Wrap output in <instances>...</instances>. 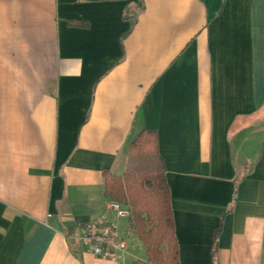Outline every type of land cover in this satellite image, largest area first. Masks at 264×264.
I'll list each match as a JSON object with an SVG mask.
<instances>
[{"label": "crops", "instance_id": "0c3cea01", "mask_svg": "<svg viewBox=\"0 0 264 264\" xmlns=\"http://www.w3.org/2000/svg\"><path fill=\"white\" fill-rule=\"evenodd\" d=\"M137 1L0 0V264H130L136 236L116 260L72 237L144 129L179 264L219 229L218 264H264V0Z\"/></svg>", "mask_w": 264, "mask_h": 264}, {"label": "trees", "instance_id": "16d2710c", "mask_svg": "<svg viewBox=\"0 0 264 264\" xmlns=\"http://www.w3.org/2000/svg\"><path fill=\"white\" fill-rule=\"evenodd\" d=\"M138 11L142 10V0L137 1ZM124 19L130 29L136 22L135 16ZM127 171L118 177L107 171L102 173L103 194L110 201L121 200L130 207L129 227L143 244L146 259L135 264H179V254L174 231L170 191L165 170L157 148L154 131H140L127 147ZM145 162L142 167L139 164ZM116 202V201H113ZM214 233L212 264L217 263V236Z\"/></svg>", "mask_w": 264, "mask_h": 264}, {"label": "built area", "instance_id": "2783aa9c", "mask_svg": "<svg viewBox=\"0 0 264 264\" xmlns=\"http://www.w3.org/2000/svg\"><path fill=\"white\" fill-rule=\"evenodd\" d=\"M129 217V209L118 202L110 201L106 213L82 223L72 240L100 259L116 260L126 251L129 241L134 237L129 225L124 228L119 225L120 220H128Z\"/></svg>", "mask_w": 264, "mask_h": 264}, {"label": "rangeland", "instance_id": "374dc122", "mask_svg": "<svg viewBox=\"0 0 264 264\" xmlns=\"http://www.w3.org/2000/svg\"><path fill=\"white\" fill-rule=\"evenodd\" d=\"M139 165L143 167V166L145 165V162H141ZM126 171H127V167H126L125 171H124L121 175H119L118 177H123V175L125 174ZM113 201H116V202H118L119 204H121L123 207H125V208L131 210L127 203H125V202H123V201H121V200H118V199L113 200ZM121 222H122V225H124L123 227H126L127 224L129 225V220L123 219V220H121ZM133 233H134V232H133ZM134 236L137 237L136 234H134ZM137 239L139 240L138 237H137ZM139 241H140V240H139ZM140 242H141V241H140ZM141 243H142V242H141ZM142 245H143V244H142ZM129 250H130V253H131L132 256H133V259L131 260L130 264H135L137 261H144V260H145V257H146V256H145V251H144V249H143V246L139 245V243H138V246H137V247L132 246V247L129 248Z\"/></svg>", "mask_w": 264, "mask_h": 264}]
</instances>
